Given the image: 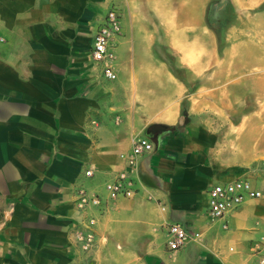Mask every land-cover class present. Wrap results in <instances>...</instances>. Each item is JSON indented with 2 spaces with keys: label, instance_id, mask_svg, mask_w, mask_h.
Masks as SVG:
<instances>
[{
  "label": "crops",
  "instance_id": "0c3cea01",
  "mask_svg": "<svg viewBox=\"0 0 264 264\" xmlns=\"http://www.w3.org/2000/svg\"><path fill=\"white\" fill-rule=\"evenodd\" d=\"M246 1L264 5L234 0L235 18ZM110 8L121 27L113 80L91 59ZM203 39L202 0H0V264H77L87 216L90 264H256L264 196L215 221L207 201L239 177L264 190L253 177L264 173V112L237 129L232 113L205 108ZM139 137L153 150L129 168ZM121 172L135 192L109 200L104 185ZM78 189L103 203L79 212ZM171 223L191 234L174 253Z\"/></svg>",
  "mask_w": 264,
  "mask_h": 264
},
{
  "label": "rangeland",
  "instance_id": "374dc122",
  "mask_svg": "<svg viewBox=\"0 0 264 264\" xmlns=\"http://www.w3.org/2000/svg\"><path fill=\"white\" fill-rule=\"evenodd\" d=\"M192 1L188 0V3ZM202 1L205 108L232 113L235 118L229 120L237 129L249 120L243 116L256 118L253 120L260 126V115L264 112V88L259 85L264 79V70L260 68L264 54L259 53L261 48L264 49V5L255 1L252 6L247 1L236 4L235 18L232 13L234 0ZM175 41L173 37V47ZM239 43L249 47L242 46L236 54H227L228 47ZM172 57L175 69L178 56ZM253 177L262 179L264 173Z\"/></svg>",
  "mask_w": 264,
  "mask_h": 264
},
{
  "label": "built area",
  "instance_id": "2783aa9c",
  "mask_svg": "<svg viewBox=\"0 0 264 264\" xmlns=\"http://www.w3.org/2000/svg\"><path fill=\"white\" fill-rule=\"evenodd\" d=\"M121 36L120 13L116 8H110L100 22L91 47V59L102 65V74L107 80L116 77L114 70L115 50L117 40ZM153 150V145L147 137H139L132 144L130 154L125 157L127 166H135L137 160ZM91 170L85 171L87 178L92 177ZM104 190L109 200L119 197L129 198L135 192V179L128 172L119 173L114 180L106 182ZM76 207L86 214L89 208L101 206L102 199L97 193L89 194L84 189L76 190ZM264 196V190L255 186L248 177H239L224 183L213 185L208 190L207 216L211 221L224 219L230 212L236 210L247 199H258ZM95 219L87 216L82 225L74 231V242L79 249L77 264H90L91 251L95 246ZM166 248L174 253L182 248L191 234L179 223L166 226ZM254 248L256 264H264V239Z\"/></svg>",
  "mask_w": 264,
  "mask_h": 264
}]
</instances>
